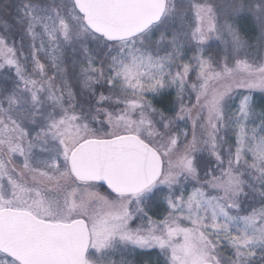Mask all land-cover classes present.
<instances>
[{"label":"snow or ice","instance_id":"6c2138e0","mask_svg":"<svg viewBox=\"0 0 264 264\" xmlns=\"http://www.w3.org/2000/svg\"><path fill=\"white\" fill-rule=\"evenodd\" d=\"M256 93L264 0L4 3L0 264H264Z\"/></svg>","mask_w":264,"mask_h":264},{"label":"rangeland","instance_id":"374dc122","mask_svg":"<svg viewBox=\"0 0 264 264\" xmlns=\"http://www.w3.org/2000/svg\"><path fill=\"white\" fill-rule=\"evenodd\" d=\"M260 95H261L260 93H256L255 94V98L257 99L258 102L261 101V100H264V98H261ZM155 259H156L155 250L153 251V254H152L151 257L144 256V255H137L135 257V260H136L137 264H144V262H147V264H154Z\"/></svg>","mask_w":264,"mask_h":264},{"label":"trees","instance_id":"16d2710c","mask_svg":"<svg viewBox=\"0 0 264 264\" xmlns=\"http://www.w3.org/2000/svg\"><path fill=\"white\" fill-rule=\"evenodd\" d=\"M8 2H9V0H0V6H2L4 3H8ZM213 44H214V45H218V46H220V47L222 48V46H221V44H220L219 41H213ZM260 97H261V98H264V97H262L261 95H260Z\"/></svg>","mask_w":264,"mask_h":264}]
</instances>
